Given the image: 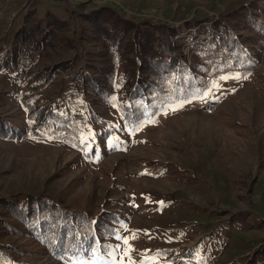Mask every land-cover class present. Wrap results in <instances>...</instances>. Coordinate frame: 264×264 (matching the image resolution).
<instances>
[{
	"label": "rangeland",
	"instance_id": "obj_1",
	"mask_svg": "<svg viewBox=\"0 0 264 264\" xmlns=\"http://www.w3.org/2000/svg\"><path fill=\"white\" fill-rule=\"evenodd\" d=\"M244 1L0 0V47L12 42L27 14L61 16L80 49L92 54L96 16L171 24L178 39L189 37L179 28L185 22L217 19ZM253 47L258 62L250 75L219 77L206 98L144 126L123 153L100 165L63 145L0 141V198L42 193L92 216L102 208L127 213L117 264H264V44ZM18 90L0 73V115L17 122V105L4 94ZM207 101L215 107L204 109ZM11 245L26 252L17 253L20 259L48 262L26 240Z\"/></svg>",
	"mask_w": 264,
	"mask_h": 264
},
{
	"label": "trees",
	"instance_id": "obj_2",
	"mask_svg": "<svg viewBox=\"0 0 264 264\" xmlns=\"http://www.w3.org/2000/svg\"><path fill=\"white\" fill-rule=\"evenodd\" d=\"M36 15L24 16L12 42L0 47V73L19 88L4 99L20 113L19 122L0 115V141L63 145L94 165L123 153L130 136L170 110L206 98L219 77L250 75L254 42L264 44V0L187 21L179 28L189 37L178 39L171 24L96 16L92 54L80 49L64 18ZM128 217L107 208L92 216L42 193L0 198V264L40 263L18 257L26 252L11 241L19 240L36 245L46 264H117Z\"/></svg>",
	"mask_w": 264,
	"mask_h": 264
},
{
	"label": "bare ground",
	"instance_id": "obj_3",
	"mask_svg": "<svg viewBox=\"0 0 264 264\" xmlns=\"http://www.w3.org/2000/svg\"><path fill=\"white\" fill-rule=\"evenodd\" d=\"M210 101H207V102H205L204 104H203V107H204V109H210L211 107H215L214 105V103L213 104H211V106H209L210 105ZM211 112V111H210Z\"/></svg>",
	"mask_w": 264,
	"mask_h": 264
},
{
	"label": "snow or ice",
	"instance_id": "obj_4",
	"mask_svg": "<svg viewBox=\"0 0 264 264\" xmlns=\"http://www.w3.org/2000/svg\"><path fill=\"white\" fill-rule=\"evenodd\" d=\"M222 79H227V77H222ZM173 110H175V109H173ZM124 242L127 243V240H125Z\"/></svg>",
	"mask_w": 264,
	"mask_h": 264
},
{
	"label": "built area",
	"instance_id": "obj_5",
	"mask_svg": "<svg viewBox=\"0 0 264 264\" xmlns=\"http://www.w3.org/2000/svg\"><path fill=\"white\" fill-rule=\"evenodd\" d=\"M211 104H213V102L211 101V103H210V105L209 106H211Z\"/></svg>",
	"mask_w": 264,
	"mask_h": 264
}]
</instances>
